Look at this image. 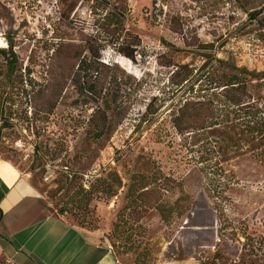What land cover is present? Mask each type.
<instances>
[{"label":"rangeland","instance_id":"1","mask_svg":"<svg viewBox=\"0 0 264 264\" xmlns=\"http://www.w3.org/2000/svg\"><path fill=\"white\" fill-rule=\"evenodd\" d=\"M115 8L124 49L139 43L133 60L97 32ZM260 20L264 0H0V163L48 214L100 232L116 264H264L256 145L229 148L218 140L239 135L227 129L172 125L201 83L236 73L214 72L215 59L257 77L264 95ZM104 179L115 196L80 192ZM0 264H15L1 248Z\"/></svg>","mask_w":264,"mask_h":264},{"label":"trees","instance_id":"2","mask_svg":"<svg viewBox=\"0 0 264 264\" xmlns=\"http://www.w3.org/2000/svg\"><path fill=\"white\" fill-rule=\"evenodd\" d=\"M261 12H251L248 13V16L251 20H255ZM122 15L123 11L120 8H115L114 11L108 13L102 20L103 24L101 27H97V32L107 38V46L116 50L121 56L133 60L139 43L134 47H130L132 49H124L123 39H121L124 34L121 25ZM258 24L264 28L262 20ZM113 25L114 27H112ZM92 43L89 39L83 42L84 49L91 57L94 54L91 46ZM0 52L4 53L3 50ZM214 62L219 65L218 68L214 69V72L221 67H225L236 73H231L225 77L214 76L209 84L202 85L201 83L199 95L196 99L185 100L183 102L172 118V125L179 134L189 132L190 130L203 132L205 130L227 129L229 132L238 134V139L235 140L230 136L224 137L218 140L219 144L220 142H225L229 148H236L239 143L238 141L241 138H246L250 143L256 145L255 151L257 153L254 154L255 157L264 162V95L258 90L262 83L253 85L252 82L258 81L257 77H254L245 70L236 69L228 62L219 59H215ZM91 64L90 56L89 58L84 57L77 64V71L85 75L89 71V68H91ZM179 70L190 72L186 65L180 66ZM253 153L255 152L253 151ZM115 178L118 184L121 185V180L117 176ZM216 184L217 182H214L213 190L218 187L215 186ZM144 190H146V187H142L137 196H141L144 192H147ZM80 192L84 196H90L93 193H101L108 197L115 196L112 187L107 184V179L101 181L100 189L92 191L91 187L90 191L81 189ZM145 208H159V200H155L152 204L147 203ZM60 212H63V210Z\"/></svg>","mask_w":264,"mask_h":264},{"label":"crops","instance_id":"3","mask_svg":"<svg viewBox=\"0 0 264 264\" xmlns=\"http://www.w3.org/2000/svg\"><path fill=\"white\" fill-rule=\"evenodd\" d=\"M0 248L15 264H116L97 231L48 214L38 193L0 163Z\"/></svg>","mask_w":264,"mask_h":264}]
</instances>
